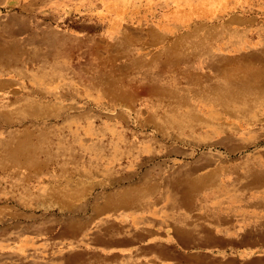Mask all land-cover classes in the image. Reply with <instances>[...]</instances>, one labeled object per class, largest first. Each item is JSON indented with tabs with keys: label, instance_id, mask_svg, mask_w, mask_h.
<instances>
[{
	"label": "rangeland",
	"instance_id": "rangeland-1",
	"mask_svg": "<svg viewBox=\"0 0 264 264\" xmlns=\"http://www.w3.org/2000/svg\"><path fill=\"white\" fill-rule=\"evenodd\" d=\"M58 1L0 0V33L10 30L17 39L31 43L20 46L21 56L7 66L16 74L0 73V264H85V255L75 249L85 248L86 233L99 225L91 220L99 214L97 218L109 216L114 221L123 213V207L115 205L126 204L123 200L129 201L130 212L156 225V239L142 241L137 256L118 258L109 249L103 258L96 255L93 264H264V238H246L244 233L235 240L209 239L219 246L214 253L204 254L183 238L198 227L212 235L216 226L217 233L220 227L232 225L229 218L235 219L238 230L253 225L264 228V223L251 222L264 218L260 217L264 211L251 217L256 213L251 210L264 207H215L208 201L231 199L239 204L253 196L264 198V111L246 109L253 117L250 123L236 118L213 121L226 122L236 128L232 131L210 134L202 127L180 131L174 124L188 120L171 116L179 114V105L171 101L170 91L185 64L176 72L169 67L168 84L157 91L152 88L156 81L145 76L154 73L156 59L167 61L165 49L198 41L194 33H200L201 27L218 34L208 48L229 59L226 71L264 72V61L250 57L264 47V0H229L228 10L215 19L193 17L185 23L170 21L163 28L157 22L166 13L174 15L175 9L155 0L152 14L137 10L141 21L126 20L115 29L101 16L99 0ZM48 31L56 33L52 51L61 59L53 61L48 54L37 70L24 63V52L37 49V37L33 42L29 37ZM123 35L130 41L123 42ZM95 42L104 46L98 49ZM96 54L114 57L104 63L102 73ZM107 81L114 83L110 93L93 86ZM142 84L150 95L133 93ZM183 97L192 106L191 114L207 117L210 113L191 94ZM135 163L139 165L133 167L132 183L103 182V176L122 175L125 165ZM148 241H155L154 246L144 247ZM227 241L235 246H223Z\"/></svg>",
	"mask_w": 264,
	"mask_h": 264
},
{
	"label": "bare ground",
	"instance_id": "bare-ground-1",
	"mask_svg": "<svg viewBox=\"0 0 264 264\" xmlns=\"http://www.w3.org/2000/svg\"><path fill=\"white\" fill-rule=\"evenodd\" d=\"M99 1L101 3V8H102V10H101V16L103 18H107V22H108V25L107 26L110 29H113V28L115 29V27H118V26L122 25V22L123 21H126V20L127 21H130L132 23H134L136 21H141V17H143V16H141L139 13H136L137 10L144 9L146 11H149L148 12L149 14H152L153 13L152 12V9H153L152 8V4L154 3L155 0H99ZM164 1H165V4H168L169 5V8H173L174 7L175 10L173 12L174 15L173 14L171 15L170 13H166L162 17L163 20H160V23L157 22V26L160 25V27H162V28L165 25L167 27L170 26L169 25L170 21H173V22L174 21H177V23H178V21H180V23L181 22L182 23H185V21H189L193 17H195L197 19L198 18H202L203 20L204 19L205 20L206 19L207 20L215 19L216 17H218V15L220 13L224 12L228 8V1L229 0H164ZM66 3H68V2L66 1ZM3 7L4 6H2V8ZM72 8H73V6H72ZM192 10H198L199 13L196 14V13L192 12ZM45 11H48V10H45ZM60 11H61V8H60ZM62 12H64V11H62ZM183 12H191V13H189V14H187L185 16L183 14H181V16H179L180 13H183ZM43 13H45V12H43ZM56 16H57V13H56ZM58 16H60V15H58ZM146 16H147V14H146ZM146 16H144V17L146 18ZM44 18H45V16H44ZM87 21H90V20H87ZM220 34L223 35L222 32H220ZM55 35H56V33H53V32L48 31L46 34L44 32L42 35H36V36L31 37V38L29 37V39L31 40V42H33L32 40H33L34 37H37V44H36L37 45V49H34V48L29 49V48H27L30 51H28V53H27V51L24 52V54L26 55L23 58L24 59V63L25 64H28L29 66H37V68H38L37 70H39V69H41V66H43L44 59L46 58V56L48 54H50L52 56V60L54 59L53 61H55L56 59H59L60 57L57 56L58 53L56 51H52L53 48H54V46H55L54 43H53L54 37H56ZM194 35L197 36L198 41H196V42H194V41L188 42V43H186V45H184L183 43H181V45H179L178 42H177L178 45L171 46V47L165 49L164 50V54L167 56V61H165V60L164 61H161L160 59H158V60L156 59L154 61V63H155V71H154V73H150L151 75L145 74V76H151L152 79L154 81H156L155 84L152 86V88L153 89H156V91H157L160 87H164L165 84H168V82L166 80L170 78V75L169 74L171 73L170 72L171 69H169V67L174 68L173 71L176 72L175 69H182V67L180 68V64H185V67H183L182 71H180V73L178 74V76L175 75V76H177V79L178 80H177V82H174V85H175L174 86V89L172 91H170L172 93V96L171 97L173 98V99L171 98V101L174 104L179 105L178 106L179 107V109H178L179 114L178 113H174L171 116H174L177 119L188 120V121L174 124V129H176V128L177 129H181L180 131L187 130V129L192 131L194 129V131H195L196 129L202 127L204 129L208 130V132L210 134H213V133H219V132L232 131V130H235L236 129L235 127H232V126L227 125L226 122L225 123H223V122H221V123H215V122H213L216 119L218 120V119L224 118L225 120H231V119H235L236 118V119H245L248 123L252 122V120H253L252 118L253 117L250 118V116L248 114H246L247 113L246 112V109H253V108L256 109L257 108V109H260V110L264 111V72H258V71L257 72L256 71L245 72V71H242V72L238 73L236 71H233V72L226 71L227 70V67L226 66H227V64L229 62L227 60H229V59H226L224 57H220L218 55L213 54L210 51V49L208 48V43L210 41H213V39L216 36H218V34H216L214 31H206L205 29H203L201 27L200 28V33L197 32V33H194ZM221 35H220V37H221ZM227 36H229L228 39H231V41H234V42L237 41L236 40V37H233V36L231 37V35H227ZM17 38L18 37H16L15 35H12V33H11L10 30L7 32V34L0 33V73H5V74L6 73L7 74H16L17 73L15 70H12L10 68H7V66H9L13 62H15L18 59V57L21 56V54H22L23 51L20 50V46H25L27 44L28 45L31 44V43H29V41H26V39L25 40H20V39H17ZM123 39H124V41L121 40L123 42L130 41V40H126L127 38H126L125 35H123ZM170 39H172V37ZM61 40L64 41L63 39H61ZM46 41H48V43H49L47 46L45 44ZM237 45H235V46H237ZM94 46L96 48H98V49H101L100 47L104 46V44H102L101 42H95V45ZM177 47H179V48H177ZM68 54H69V52H68ZM69 55H68V59L70 61V56ZM96 57L98 59V62L100 64H102L99 67H97L99 69L98 72H101V73H102V71L104 72L103 67L106 68V64H104V63H106L107 61H109L111 59H114V57L111 58V59L110 58H104L100 54H98V55L96 54ZM119 57L126 58L124 55H121ZM250 57H253L255 59H262L264 61V47H261V48H258L256 50L252 51ZM133 61H135V60H133ZM136 61H137V59H136ZM190 62L191 63L193 62L192 64H195L196 63V69H197L196 72H193L192 71V67L189 64ZM126 63H129V61L127 59H126ZM31 77L33 78V74H31ZM155 77H156V79H155ZM161 79H162V81H164V83H162ZM34 80H35V78H34ZM157 80H159L160 83H162L163 85L162 86H159ZM173 80H175V79H173ZM147 84H149V83H147ZM113 85H114V83L113 84L112 83H108V81L106 82L105 85H101V84L94 85L93 84V86H95L97 88H100L101 90H103L104 92H107V93H110V91L113 90L112 89V86ZM33 87H35V86H33ZM37 87H38V84H37ZM91 87H92V85H91ZM145 87L146 86L144 84H142L140 86V89L139 90H137V89L134 90L133 93H135L137 95L138 94L143 95V94H146L148 92V95H150L149 91H147V89ZM20 89H22V88H20ZM114 89H115V87H114ZM73 90H74V88H73ZM68 91H70V90H68ZM116 91H117V94L118 95H121L122 92L120 90H116ZM179 92L180 93L184 92V94H183L184 96H186L187 93L191 94V97L196 102H198V104L201 107L207 108L210 111V113L207 115V117L199 116L198 114H191V109L190 108L192 106H190L189 103H185L186 101H185L183 95H181ZM38 93H36V94H38ZM157 100H158L157 102L159 103L160 99H157ZM108 102H110V101H108ZM183 106H185V107L183 108ZM214 106L215 107H218V108H214ZM29 108H31V107L29 106L28 109ZM111 108H113V106ZM171 110H173V109H171ZM171 112H175V111H171ZM167 115L164 114L162 116V119H164V121L167 120L166 119L168 117ZM38 117H40V116H38ZM191 120H193V121H191ZM2 123H3V121H2ZM154 129H156V128H154ZM87 131H88V129H87ZM167 133H168V131H167ZM99 134H100V132H99ZM175 135H177V134H175ZM116 137H118V136H116ZM89 144H91V143H89ZM123 201L125 203H128L129 202V201H125V200H123Z\"/></svg>",
	"mask_w": 264,
	"mask_h": 264
},
{
	"label": "crops",
	"instance_id": "crops-1",
	"mask_svg": "<svg viewBox=\"0 0 264 264\" xmlns=\"http://www.w3.org/2000/svg\"><path fill=\"white\" fill-rule=\"evenodd\" d=\"M138 165H139L138 163L127 164L125 165L126 167L124 168V174L121 175L119 173L118 175L116 174L110 177L103 176L102 178L103 182L113 184L116 182H120L118 179H121V182H123L122 184L124 186L127 184H130L135 180L134 179L135 171H133L134 169L133 167L134 166L138 167ZM184 171L185 169L181 170V173H184ZM152 179H153V176H152ZM258 179L259 178H257V180ZM155 182H157V179H155ZM197 188L198 190L202 189L199 187ZM208 201L212 203V205L215 207L220 206V204L221 205L223 204V206L227 208L236 207V206L264 207V198H259L256 196H253L252 198L246 200L245 202H240L241 204L240 203L238 204L236 200H231V199H225L224 201H222V200L214 198ZM115 206L118 208L123 207V213L116 215L114 217V221H111L109 216L106 219L102 217L97 218L98 216H100L99 214L94 216L91 222L99 224V225H97L96 227L93 226L90 229V231L88 230V232L86 233L85 235L86 240L83 242V246L85 248H82L80 251L78 249H75L79 254L85 255V261H86L85 264H93V260L96 255L97 256L100 255L103 258L104 255L108 253L109 249L113 250V252H110V253H112L113 255H116L118 258L127 257L129 259L132 256H137L138 254H140L139 249L143 247L141 246V243H143L149 238L156 239V235H157L156 225L154 223L151 224L148 218H145L142 221L141 218L138 217V214L136 213L134 214V212L129 211V209L127 208L129 207V204L127 203L122 204L119 202V204ZM256 210L254 209L251 210L252 213L256 212L252 214L251 217L258 215L260 211H264L261 209L257 212ZM226 212L231 213L232 210L228 209ZM260 217H264V214L260 215ZM229 219L230 221L228 222L229 223L232 222V225L227 226V227H224V226L220 228L218 227L220 231L217 233H214V229L217 228L216 226H213L212 228L213 229L211 231L212 235L204 234L203 233L204 229L198 227L196 230H192V233H187L185 236H183V238L187 240L186 243L191 248H197V250L203 254L206 252L214 253L215 252L214 249L217 248V246H219L215 241H212V242L208 241L209 239L210 240H214V239L235 240L236 238L243 236L244 233H245L246 238H251V239L264 238V232H262L264 231V228H261L259 230L257 227L258 225L257 226L253 225L250 227L245 226V228L243 227L240 230H238L237 225H234L235 219H232V218H229ZM110 222H113V223L110 225ZM251 222L253 224L254 222L261 224V223H264V218H261L259 220L252 218ZM201 223H203V221ZM205 228L208 229V227H205ZM109 236H112L111 240L109 239ZM154 244H155V241L154 242L148 241L146 242V245H144V247L154 246ZM164 244L170 248V245H167L166 243ZM225 244L227 245L223 244V246L231 247L232 245L235 244V242L227 241V243ZM86 246H88L89 248ZM70 253H71V256L77 254L74 252H70ZM148 264H153V263L149 262Z\"/></svg>",
	"mask_w": 264,
	"mask_h": 264
}]
</instances>
